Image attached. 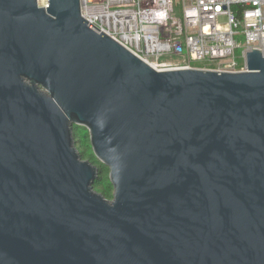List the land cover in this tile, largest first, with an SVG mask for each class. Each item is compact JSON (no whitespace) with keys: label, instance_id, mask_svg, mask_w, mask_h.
<instances>
[{"label":"water","instance_id":"95a60500","mask_svg":"<svg viewBox=\"0 0 264 264\" xmlns=\"http://www.w3.org/2000/svg\"><path fill=\"white\" fill-rule=\"evenodd\" d=\"M46 1L0 0V264H264L262 50L159 71Z\"/></svg>","mask_w":264,"mask_h":264},{"label":"built area","instance_id":"2783aa9c","mask_svg":"<svg viewBox=\"0 0 264 264\" xmlns=\"http://www.w3.org/2000/svg\"><path fill=\"white\" fill-rule=\"evenodd\" d=\"M89 27L153 69L242 73L264 53V0H80ZM175 59H183L176 63Z\"/></svg>","mask_w":264,"mask_h":264},{"label":"trees","instance_id":"16d2710c","mask_svg":"<svg viewBox=\"0 0 264 264\" xmlns=\"http://www.w3.org/2000/svg\"><path fill=\"white\" fill-rule=\"evenodd\" d=\"M196 68H201L202 63H193ZM74 138L81 158L92 162L100 171V178L94 184V190L102 194L106 199L113 198V185L110 180L109 167L103 165L94 155L89 132L85 127L74 125Z\"/></svg>","mask_w":264,"mask_h":264},{"label":"rangeland","instance_id":"374dc122","mask_svg":"<svg viewBox=\"0 0 264 264\" xmlns=\"http://www.w3.org/2000/svg\"><path fill=\"white\" fill-rule=\"evenodd\" d=\"M38 3H39V5H41V6H45L44 5V0H38ZM176 63H181V62H183V59H175L174 60Z\"/></svg>","mask_w":264,"mask_h":264},{"label":"bare ground","instance_id":"6f19581e","mask_svg":"<svg viewBox=\"0 0 264 264\" xmlns=\"http://www.w3.org/2000/svg\"><path fill=\"white\" fill-rule=\"evenodd\" d=\"M46 2H47V1H46V0H44V5H45V6H47V5H46V4H47Z\"/></svg>","mask_w":264,"mask_h":264}]
</instances>
